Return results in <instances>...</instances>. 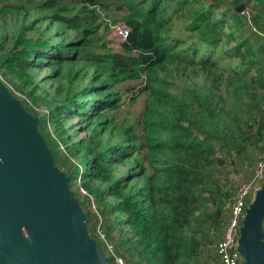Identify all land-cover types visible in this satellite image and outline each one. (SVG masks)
<instances>
[{"label":"trees","instance_id":"16d2710c","mask_svg":"<svg viewBox=\"0 0 264 264\" xmlns=\"http://www.w3.org/2000/svg\"><path fill=\"white\" fill-rule=\"evenodd\" d=\"M188 1H193L190 7H198L185 25L189 38L173 35L174 12ZM201 1L205 3L0 0V19L7 18L8 8L14 9L21 17L20 27L34 34L23 36V30L12 48L0 50L2 79L3 75L17 90H27L29 97L40 93L37 98L47 107L53 90L46 87L35 69L42 71L49 66L57 75L66 68L75 73L71 83L82 79L83 85L73 86L41 115L36 99L32 103L10 90L39 117V129L72 188L80 179L87 189L79 202L90 235L106 250L111 264H119L117 256L127 264H221L217 247L225 236L231 204L242 186L233 184L224 168L229 159L245 161L241 153L247 154L250 145L264 140V68H260L264 63V36L239 40L235 47L242 61L248 59L243 77L240 73L236 77L222 75L219 79L224 81L218 88L186 85L181 93L174 92L176 83L186 77L180 76L185 67L200 64L219 71L216 49L220 42L235 36L234 31L226 30L230 20H235L234 30L245 26V17L236 9L229 17ZM242 1L234 0L235 4ZM247 2L256 9V27L264 19V0ZM31 15L35 17L29 20ZM110 15H121L113 21L124 22L129 29L119 49L110 47L115 39L102 33L103 18ZM219 15L222 17L217 18ZM5 22L0 21V26ZM38 33L41 36L36 38ZM195 37L193 47L187 46ZM225 55L235 57L229 52ZM204 68V72L192 70L194 76L205 73L206 79L212 80ZM250 74L251 81L245 79ZM139 98L143 107L137 122L119 126L115 122L118 115L108 113L117 109L119 114L124 105L134 104ZM75 115L80 116L86 132L80 140L83 152L76 159L60 146L67 132L65 117ZM117 128L119 133H115ZM107 133L109 139L104 141ZM116 134L119 139L114 141ZM139 149L143 151L137 155ZM258 152L247 156L248 163L256 168L264 147ZM81 163H87L86 172ZM125 164L129 165L127 170L119 171ZM93 201L95 211L85 208ZM120 225L123 227L117 235L129 247L116 246L109 252L106 237L115 242L113 231ZM99 228L106 237L101 236ZM133 236L137 244L131 243Z\"/></svg>","mask_w":264,"mask_h":264},{"label":"water","instance_id":"95a60500","mask_svg":"<svg viewBox=\"0 0 264 264\" xmlns=\"http://www.w3.org/2000/svg\"><path fill=\"white\" fill-rule=\"evenodd\" d=\"M39 121L0 78V264H111ZM263 223L264 182L241 229L245 264H264Z\"/></svg>","mask_w":264,"mask_h":264},{"label":"rangeland","instance_id":"374dc122","mask_svg":"<svg viewBox=\"0 0 264 264\" xmlns=\"http://www.w3.org/2000/svg\"><path fill=\"white\" fill-rule=\"evenodd\" d=\"M205 3L201 1V4L204 6H213L214 10L218 14H226L227 16L231 17L232 11L236 12V7L240 6L242 3L245 4V9L240 12L239 14H242L245 19L242 20V24L245 23V26L242 28V30H234V27H232V22L235 23V20H230L228 27L226 28L227 32H233L235 36H231L229 39H226L222 42H220L218 48L216 49V56L217 58H220V67L219 71L217 69H213L212 67H209L208 69H205L202 65L198 64L195 67H185L186 70H183V74L180 76H186L184 78H181L179 82L176 83V90L174 91L175 93H181L183 90V86L185 87L186 85L190 86H202V85H209V88L215 89L218 88V83L220 81H224L222 79H219L222 75L229 76L232 75L233 77L238 76V73H240V76L246 75L247 68H248V59L246 58L245 61L241 60V57L237 54V51L235 50V47L238 45L239 40H243L245 38H254L256 39L258 35L264 36V19L259 21V25L255 26L254 22V14L256 13V9L250 5V2L248 3L247 0L239 2L238 4H235L234 0H203ZM193 1H188L185 5L180 10H177L174 12V28L172 31L173 35H182V36H187L188 37V32L185 30V25L190 23V14L193 13L198 7L193 6L190 7ZM24 4H28L26 1H24ZM167 5L173 9V5L170 3H167ZM189 6L184 7V6ZM200 6V5H199ZM14 10V9H12ZM10 8H8L7 11L8 15L7 18L5 19V25L3 27L0 26V50L6 51L12 48L14 45V40L15 38L24 30L22 27H20L21 23V17L19 15H16ZM238 13V12H237ZM34 15H31L29 17V20L34 18ZM121 15H117V17H112V15L109 16V19L103 18V28H102V33H104L105 37L107 38H113L115 39L116 42L109 43L110 47H113L115 49L120 48L121 41L117 37V30H116V24L119 22L120 24H125L124 22L117 21L116 23L113 21L115 18H120ZM217 18L222 17L221 15L216 16ZM1 20L0 21H5ZM236 24V23H235ZM126 25V24H125ZM253 28V29H252ZM252 29V30H251ZM27 33V34H26ZM23 36L26 35H34L32 31L30 30H24V33H22ZM41 35L38 33L36 34V38L40 37ZM189 38V37H188ZM195 41H197V38H190L189 41L187 42V46L193 47ZM253 42V40H252ZM205 49V47H204ZM242 50L246 51L247 49H244L242 47ZM226 52L231 53L235 57H229L225 55ZM49 63V62H48ZM205 69L207 73L211 74V79L212 80H207V75L205 73L199 74L198 76H194L192 70H201ZM260 68H264V63L261 65ZM215 70V71H214ZM264 70V69H263ZM177 71V70H175ZM202 71V70H201ZM36 74L39 75L40 78L44 79L46 87L49 88V90H53V93L51 92V95H49V100H51L50 107L53 106V104L57 101L60 100L61 98L65 97V94L68 92L69 89L72 90L73 86H76L78 84L83 85L82 79L79 81H76L74 83H71L74 78H75V73L69 72L66 68H64L60 73L64 76L62 77L61 74L53 75L55 73V70L52 69L51 67L47 66L45 67L44 70L40 71L39 69H35L34 71ZM204 72V71H202ZM254 72L253 75H255V71L252 70V73ZM2 72H0L1 75ZM53 76V77H52ZM252 74L249 75L248 78L245 79H250ZM4 82L8 84L10 89L16 93L17 96L23 99H27L30 102H34L33 99H36V103H39V107L37 108V111L39 112V115L45 114L48 110H50V107H47L41 99H38L37 97L39 96L40 93L35 92L32 97H29L27 95V90L26 91H20L17 90L13 85H11L8 80L2 75ZM191 77V78H189ZM256 77V76H255ZM251 81V79H250ZM255 86H259L257 83ZM46 88V89H47ZM48 90V89H47ZM48 90V91H49ZM264 90V89H263ZM50 92V91H49ZM219 90H216V94H219ZM40 96H43L40 95ZM34 103V104H36ZM230 106V105H229ZM142 103H141V98L136 100L134 104H126L123 106V111L118 114V110L114 109L112 112H108L110 114H114L115 116L118 115L117 120L115 121L119 126H125L126 124H131L134 122H137L139 119L140 111L142 110ZM67 119L66 123V129L67 132H65L64 139L60 142V146L63 150H67L70 152L71 156L76 159L78 158L77 155H79L81 152H83L82 148V143L80 140L84 137H86V132L82 130L81 125H84V123H80L82 120L80 119V116L75 115L74 117L66 116ZM256 127L254 130L257 128V124L255 125ZM250 130V128H247ZM120 129H116L115 133H119ZM109 139V134L107 133L104 137V141H107ZM119 139V135L116 134L113 138L114 141H117ZM121 140V139H120ZM123 140V139H122ZM264 147V140L256 141L255 144L250 145V147L245 151V153H241L242 155V160L245 159V161H240V159L232 162L231 159L227 161V165L225 166L224 170L229 171V177L232 180L233 184H236L237 186H241L245 181L248 180L249 174L254 171L256 168L255 166H251V164L248 163L247 156H250L253 153H257L260 148ZM73 148V149H72ZM227 147H224V150H226ZM143 151V149H139L136 151V154H140ZM259 153V152H258ZM77 156V157H76ZM80 156V155H79ZM259 156V155H258ZM129 165H121L119 171H125ZM81 169L82 171L86 172L89 168L87 166V163H81ZM139 183V182H138ZM73 191L76 194V197L79 199L81 198V195L87 194L88 191L87 189L83 186L81 183V180L78 179L76 182L73 183ZM95 202L93 201L92 203H86L87 209H92L95 211ZM119 216H124L123 213H119ZM123 225H120L116 227V230L113 231V234L116 238L115 242H109L106 235L103 233L102 229L99 228V233H101V236L106 237V244L108 246V251L113 252L112 250H115V247H123V249H127L129 246H127L122 238H120L118 234V229L122 228ZM128 236L131 237V234L129 233L128 227H126ZM139 241L135 236L132 237V242L134 244H137ZM105 250V249H104ZM106 251V250H105ZM116 261L119 264H127L124 259L121 257L117 256Z\"/></svg>","mask_w":264,"mask_h":264},{"label":"built area","instance_id":"2783aa9c","mask_svg":"<svg viewBox=\"0 0 264 264\" xmlns=\"http://www.w3.org/2000/svg\"><path fill=\"white\" fill-rule=\"evenodd\" d=\"M116 30L120 41L127 39L129 29L125 24H116ZM255 171L253 178L239 188L231 204V214L225 227V236L217 247L221 264H245V258L240 251L239 243L241 229L247 215V209L264 182V156L259 160Z\"/></svg>","mask_w":264,"mask_h":264},{"label":"clouds","instance_id":"9594fccd","mask_svg":"<svg viewBox=\"0 0 264 264\" xmlns=\"http://www.w3.org/2000/svg\"><path fill=\"white\" fill-rule=\"evenodd\" d=\"M118 23H119V22H118ZM118 23H117V24H118ZM118 39H119V38H118ZM123 41H124V40H123ZM121 42H122V41H121ZM0 78H1V77H0ZM1 79H2V78H1ZM2 80H3V79H2ZM3 81H4V80H3ZM9 88H10V87H9ZM17 98H18V97H17Z\"/></svg>","mask_w":264,"mask_h":264}]
</instances>
